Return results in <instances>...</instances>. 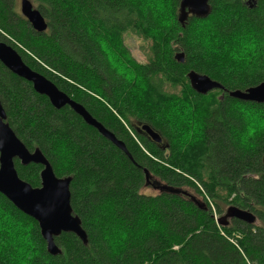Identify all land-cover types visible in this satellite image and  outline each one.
Returning <instances> with one entry per match:
<instances>
[{"label":"trees","instance_id":"obj_1","mask_svg":"<svg viewBox=\"0 0 264 264\" xmlns=\"http://www.w3.org/2000/svg\"><path fill=\"white\" fill-rule=\"evenodd\" d=\"M29 1L46 32L34 31L14 0H0V44L81 104L129 155L0 62L7 123L58 178H72L71 207L88 236L83 245L63 233L53 257L38 223L0 193V229H10L8 237L0 231V264H264V104L229 96L264 82V0H209L210 15L185 26L181 0ZM128 33L148 43L144 64L125 49ZM191 72L225 91L198 94ZM144 126L162 143L140 134ZM15 168L41 185L42 166L16 160ZM145 170L173 193L146 186ZM231 206L256 223L220 226Z\"/></svg>","mask_w":264,"mask_h":264},{"label":"water","instance_id":"obj_2","mask_svg":"<svg viewBox=\"0 0 264 264\" xmlns=\"http://www.w3.org/2000/svg\"><path fill=\"white\" fill-rule=\"evenodd\" d=\"M255 4V0H249ZM21 14L29 22L34 31L44 33L48 25L40 12L34 8L29 0H21ZM211 13L209 0H181L179 23L185 26L190 17L205 18ZM184 63L183 56L177 58ZM0 62L11 73L32 84L34 91L48 98L50 104L57 110L69 107L75 114L98 133L129 155L127 148L121 140L101 123L93 118L79 103L60 91L43 75L29 68L19 53L7 43L0 44ZM190 86L200 95H207L214 90H223L218 82L195 72L188 75ZM229 96L240 102L264 104V82L245 90L229 92ZM157 144L162 143L160 136L148 126L141 129ZM18 160L24 167L36 164L43 167L40 173L41 185L32 187L21 180L15 168ZM146 186H153L156 191L173 193V190L159 186V182L152 179L147 170L144 171ZM154 182H152V181ZM72 178H58L43 153L36 149L29 151L19 140L7 123V114L0 101V193L4 195L20 212L34 219L40 228L41 236L47 244V252L53 257L62 254L61 248L55 239L63 233L75 235L83 245L88 244V236L82 227L80 218L74 215L71 207L70 186ZM155 184V185H154ZM231 220H238L246 225H254L256 217L253 213L231 206L226 214L219 220V225L226 227Z\"/></svg>","mask_w":264,"mask_h":264},{"label":"rangeland","instance_id":"obj_3","mask_svg":"<svg viewBox=\"0 0 264 264\" xmlns=\"http://www.w3.org/2000/svg\"><path fill=\"white\" fill-rule=\"evenodd\" d=\"M14 8H15V10H16V12L18 13V14H20V15H22L21 14V0H14ZM7 38L8 39H10V42H12V43H14V44H16V45H18L17 43L18 42H16L15 40H13L12 38H9L8 36H7ZM122 42H123V44H124V47H125V49L127 50V52H128V54L131 56V58L132 59H134L135 61H136V63H139V64H144L146 61H147V54H146V52L148 51V46H147V42L146 41H144V40H142V39H139V38H137L136 36H134V35H132V34H130V33H128V34H126L124 37H123V40H122ZM26 54H28L29 56H30V54H29V52H27V50H25L24 48H22V47H20ZM128 56V55H127ZM48 69V68H47ZM49 70V69H48ZM211 103V102H210ZM145 151V150H144ZM146 152V151H145ZM148 194L149 193H155L154 191H152V190H150V191H148L147 192ZM201 198V197H200ZM202 199V198H201ZM211 204H212V206H213V208L215 209V207H214V203H213V201H212V199H211ZM229 207H226L225 208V212H224V214H223V216L226 214V211H227V209H228ZM6 216H7V214H6ZM229 226H231V223H230V225ZM24 229V230H23ZM22 230L24 231H22V233L24 234V235H26L25 234V232L29 235V234H32L33 233V231H34V229H32V228H23L22 227ZM2 231L5 233V236H7L8 237V233H10V229L6 226V229H3L2 228ZM28 238H30V236H28ZM4 244H8V242H3Z\"/></svg>","mask_w":264,"mask_h":264},{"label":"flooded vegetation","instance_id":"obj_4","mask_svg":"<svg viewBox=\"0 0 264 264\" xmlns=\"http://www.w3.org/2000/svg\"><path fill=\"white\" fill-rule=\"evenodd\" d=\"M67 95V94H66ZM140 134H142L143 136H145V137H147L150 141H152L149 137H148V135L146 134V133H144L141 129H140ZM153 142V141H152Z\"/></svg>","mask_w":264,"mask_h":264},{"label":"snow or ice","instance_id":"obj_5","mask_svg":"<svg viewBox=\"0 0 264 264\" xmlns=\"http://www.w3.org/2000/svg\"><path fill=\"white\" fill-rule=\"evenodd\" d=\"M261 46L264 47V43H262ZM261 55H264V52H262ZM262 130H264V125H262ZM0 231H2V229H0Z\"/></svg>","mask_w":264,"mask_h":264},{"label":"built area","instance_id":"obj_6","mask_svg":"<svg viewBox=\"0 0 264 264\" xmlns=\"http://www.w3.org/2000/svg\"><path fill=\"white\" fill-rule=\"evenodd\" d=\"M208 202L210 203L211 207L213 208V206H212L211 202H210L209 200H208Z\"/></svg>","mask_w":264,"mask_h":264},{"label":"bare ground","instance_id":"obj_7","mask_svg":"<svg viewBox=\"0 0 264 264\" xmlns=\"http://www.w3.org/2000/svg\"><path fill=\"white\" fill-rule=\"evenodd\" d=\"M42 169H43V167H42ZM222 217H223V216H222ZM222 217H221V218H222ZM217 218H218V217H217ZM221 218H220V219H221ZM220 219H219V220H220Z\"/></svg>","mask_w":264,"mask_h":264}]
</instances>
